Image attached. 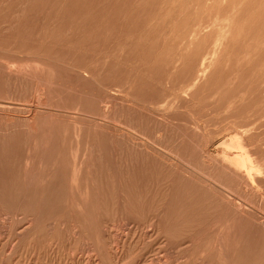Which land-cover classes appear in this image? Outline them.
I'll return each instance as SVG.
<instances>
[{
	"label": "rangeland",
	"instance_id": "1",
	"mask_svg": "<svg viewBox=\"0 0 264 264\" xmlns=\"http://www.w3.org/2000/svg\"><path fill=\"white\" fill-rule=\"evenodd\" d=\"M0 264H264V0H0Z\"/></svg>",
	"mask_w": 264,
	"mask_h": 264
},
{
	"label": "bare ground",
	"instance_id": "2",
	"mask_svg": "<svg viewBox=\"0 0 264 264\" xmlns=\"http://www.w3.org/2000/svg\"><path fill=\"white\" fill-rule=\"evenodd\" d=\"M234 138V137H233ZM235 140H237V139H235ZM232 141V140H231ZM241 141V140H240ZM235 143V142H234ZM238 143H240L239 141H238ZM237 143V145H239ZM240 146H241V144H240ZM237 147H239V146H237ZM242 147V146H241ZM243 159V158H242ZM231 163V162H230ZM250 163V162H249ZM248 163V161H242V162H237V161H235L234 163H232L233 164V171L234 172H236V173H239V174H241L242 172H244V173H246V177L248 178V177H250L251 179H253V178H255L256 177V175H255V173H257L258 171H257V168L255 167V166H253V165H251V164H249ZM249 164V167L247 168L246 167V165H248ZM243 166V167H242ZM258 176V175H257Z\"/></svg>",
	"mask_w": 264,
	"mask_h": 264
}]
</instances>
